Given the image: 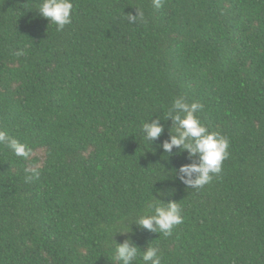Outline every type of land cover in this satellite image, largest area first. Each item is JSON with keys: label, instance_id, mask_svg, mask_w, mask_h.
I'll return each mask as SVG.
<instances>
[{"label": "trees", "instance_id": "1", "mask_svg": "<svg viewBox=\"0 0 264 264\" xmlns=\"http://www.w3.org/2000/svg\"><path fill=\"white\" fill-rule=\"evenodd\" d=\"M42 3L0 0V132L26 153L0 143V264H121L125 241L133 264L148 247L161 264H264V0H71L63 29ZM179 98L229 142L199 188L179 173L197 158L162 149ZM169 202L170 235L137 223Z\"/></svg>", "mask_w": 264, "mask_h": 264}, {"label": "clouds", "instance_id": "2", "mask_svg": "<svg viewBox=\"0 0 264 264\" xmlns=\"http://www.w3.org/2000/svg\"><path fill=\"white\" fill-rule=\"evenodd\" d=\"M153 6L157 9L163 6V0H153ZM73 4L71 0H43L39 8V14L49 22L63 29L71 23V12ZM136 16H142L137 13ZM136 16L131 19L135 20ZM22 53H17L20 55ZM202 105L198 103H187L183 98L176 99L173 103L172 114L168 119L175 125V135L170 134V139L162 144L165 153H172L173 148L186 151L190 158H197V162L183 165L179 168L180 179L191 188H199L209 183L214 175L222 171V162L228 158V140L219 133H210L207 128L196 117ZM183 114V115H181ZM144 138L154 142L164 132L159 120H152L142 126ZM0 143H7L17 155H25V149L17 141L11 140L6 133L0 132ZM185 177L187 179H185ZM162 204V203H161ZM137 223L144 229L155 233L170 235L174 226L182 223L180 209L176 202H169L166 207H155L154 214L141 216ZM116 256L114 259L121 264H133L138 254V247L125 241L116 245ZM143 264H161L158 249L148 247L142 254Z\"/></svg>", "mask_w": 264, "mask_h": 264}]
</instances>
